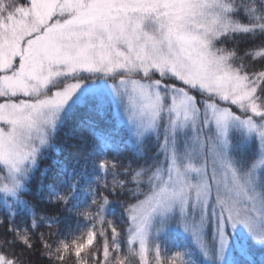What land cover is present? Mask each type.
<instances>
[{
    "label": "snow or ice",
    "instance_id": "1",
    "mask_svg": "<svg viewBox=\"0 0 264 264\" xmlns=\"http://www.w3.org/2000/svg\"><path fill=\"white\" fill-rule=\"evenodd\" d=\"M66 220L49 264H264V0H0V264Z\"/></svg>",
    "mask_w": 264,
    "mask_h": 264
},
{
    "label": "trees",
    "instance_id": "2",
    "mask_svg": "<svg viewBox=\"0 0 264 264\" xmlns=\"http://www.w3.org/2000/svg\"><path fill=\"white\" fill-rule=\"evenodd\" d=\"M117 215H119V211H117ZM69 221H65L64 224H62V226L57 225L54 226L53 228H48L47 226H41L39 229V232H37V234L33 237V243H34V247L30 250H25L24 248H17L16 251V255L23 261V264H49V257L48 255L45 253V250L43 248V245L39 242V236L40 233H43L45 238L48 240L49 243H53L62 238L56 235H53V233L57 232V230L61 227V230L64 229V232H67V223ZM72 227L74 228L75 226L72 225ZM174 242H178L175 238L174 235L169 236V244L171 245V243ZM97 246H102V241L101 240H97L96 241ZM74 256L72 257H66V261L67 264H72V261L74 260ZM89 259V264H94L93 260L91 259V257L88 258Z\"/></svg>",
    "mask_w": 264,
    "mask_h": 264
}]
</instances>
